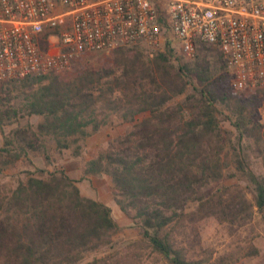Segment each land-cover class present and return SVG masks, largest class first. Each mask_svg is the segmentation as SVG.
Masks as SVG:
<instances>
[{"label": "trees", "instance_id": "1", "mask_svg": "<svg viewBox=\"0 0 264 264\" xmlns=\"http://www.w3.org/2000/svg\"><path fill=\"white\" fill-rule=\"evenodd\" d=\"M171 42L147 58L117 48L97 68L1 82L0 128L15 126L2 132L0 171L22 158L49 163L64 150L77 157L89 136L127 123L83 175L110 178L115 202L134 211L140 239L166 264H202L175 244L174 230L207 216L244 220L255 211L264 223V123L256 118L264 85L234 91L220 75L224 87L217 91L212 78L226 66L218 48L201 42L192 58L175 63ZM230 179L246 181L251 197L222 183ZM119 229L111 208L83 196L64 170L36 168L0 195V264H77L111 244ZM258 252L250 245L217 262L237 264Z\"/></svg>", "mask_w": 264, "mask_h": 264}, {"label": "built area", "instance_id": "2", "mask_svg": "<svg viewBox=\"0 0 264 264\" xmlns=\"http://www.w3.org/2000/svg\"><path fill=\"white\" fill-rule=\"evenodd\" d=\"M166 39L190 58L218 48L235 89L264 85V0H0V83Z\"/></svg>", "mask_w": 264, "mask_h": 264}, {"label": "rangeland", "instance_id": "3", "mask_svg": "<svg viewBox=\"0 0 264 264\" xmlns=\"http://www.w3.org/2000/svg\"><path fill=\"white\" fill-rule=\"evenodd\" d=\"M171 45L175 52L173 57L175 63L190 59V57L182 53L176 43L171 42ZM128 48L134 49L137 52L136 54H142L145 58L151 57L158 51L157 48L145 43ZM163 48L164 46L161 49ZM113 50L85 53L83 56L81 55L82 57L76 58L70 69L65 71L74 73L79 69L97 68L110 63ZM218 70L221 74L214 75L212 78L213 85L217 91L222 90L224 87L221 83L222 79L219 78L220 75L225 77L227 86L229 85L231 90L243 92L251 90L233 88L226 66L224 69ZM260 96L262 104L257 111L256 118L264 123V91H261ZM185 97V94L179 95L171 103L181 102ZM30 120L35 123L38 117H31ZM223 124L230 128L227 121L223 122ZM14 126L15 123L4 125L0 128V146L3 143L2 132H8ZM127 128V123L119 122L118 120L112 126L102 128L86 139L82 153L77 157L71 156L69 150H64L61 153L52 154L53 158L51 157L52 160L49 163L42 156L33 157L32 164L22 158L16 166H8L0 171L1 196L9 193L15 187L19 178L34 172L36 168L50 171L58 169L64 170L67 175L76 180V184L83 196L101 201L111 208V215L120 227L118 232L113 235L112 243L97 251L85 254L77 264H86L93 260L96 261L93 264H166L162 258L153 253L146 243L140 239L141 230L138 226V220L134 217V211L124 212L115 202L110 178L107 176L83 175L87 161L97 152L105 149L115 138L121 136ZM252 160V168L256 172H260L262 166L259 158L252 154ZM222 183L232 189L240 188L246 192L247 198L252 195L251 186L246 181L230 179ZM220 184H213V188ZM260 217V213L256 211L253 212L251 218L237 219L234 222H220L213 216H207L192 223L187 222L185 226L177 228L172 232V238L176 245L184 249L189 258L205 261L202 264H218L217 259L222 256L238 250L243 253L250 245L259 249L258 254L241 256L237 264H264V223Z\"/></svg>", "mask_w": 264, "mask_h": 264}]
</instances>
